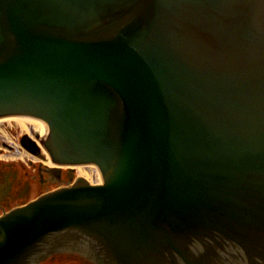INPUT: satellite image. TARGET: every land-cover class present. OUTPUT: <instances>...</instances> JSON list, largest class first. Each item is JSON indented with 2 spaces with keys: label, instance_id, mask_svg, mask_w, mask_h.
<instances>
[{
  "label": "water",
  "instance_id": "95a60500",
  "mask_svg": "<svg viewBox=\"0 0 264 264\" xmlns=\"http://www.w3.org/2000/svg\"><path fill=\"white\" fill-rule=\"evenodd\" d=\"M7 115L103 182L0 216V264H264V0H0Z\"/></svg>",
  "mask_w": 264,
  "mask_h": 264
},
{
  "label": "flooded vegetation",
  "instance_id": "af4514ba",
  "mask_svg": "<svg viewBox=\"0 0 264 264\" xmlns=\"http://www.w3.org/2000/svg\"><path fill=\"white\" fill-rule=\"evenodd\" d=\"M29 134L41 139L39 132L32 130ZM23 135L17 140H0V216L44 193L70 185L84 175L77 166L53 162L46 152L23 139ZM37 264L97 263L86 251L67 248L44 257Z\"/></svg>",
  "mask_w": 264,
  "mask_h": 264
},
{
  "label": "rangeland",
  "instance_id": "374dc122",
  "mask_svg": "<svg viewBox=\"0 0 264 264\" xmlns=\"http://www.w3.org/2000/svg\"><path fill=\"white\" fill-rule=\"evenodd\" d=\"M33 129L32 127L30 130L25 129L22 125L17 123L16 121L9 120V119H1L0 120V140L7 139V140H17L22 134L26 132H31ZM34 131V130H33ZM88 170H90V174H92L93 181L97 182V174L94 169L90 166H86ZM79 172L80 169H79Z\"/></svg>",
  "mask_w": 264,
  "mask_h": 264
},
{
  "label": "bare ground",
  "instance_id": "6f19581e",
  "mask_svg": "<svg viewBox=\"0 0 264 264\" xmlns=\"http://www.w3.org/2000/svg\"><path fill=\"white\" fill-rule=\"evenodd\" d=\"M1 119H9V120L16 121L17 123L22 125L25 129L30 130V128L32 127L34 132H37L36 131V121L30 115H7V116L0 117V120ZM86 166H90V167H92L94 169V171L97 174V182H102L103 181V177H102L101 173L99 172V170H98L96 165H94V164L79 165V166H77V168L80 169V171H81L80 173L86 175L88 178H90L89 179L90 181L94 182L92 174H90L91 172H90V170H88L86 168Z\"/></svg>",
  "mask_w": 264,
  "mask_h": 264
}]
</instances>
